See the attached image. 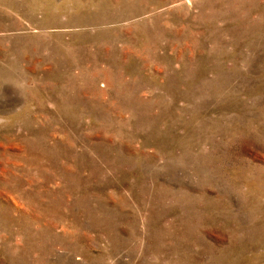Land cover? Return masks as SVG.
I'll return each instance as SVG.
<instances>
[{
	"label": "rangeland",
	"instance_id": "obj_1",
	"mask_svg": "<svg viewBox=\"0 0 264 264\" xmlns=\"http://www.w3.org/2000/svg\"><path fill=\"white\" fill-rule=\"evenodd\" d=\"M0 264H264V0H0Z\"/></svg>",
	"mask_w": 264,
	"mask_h": 264
},
{
	"label": "clouds",
	"instance_id": "obj_2",
	"mask_svg": "<svg viewBox=\"0 0 264 264\" xmlns=\"http://www.w3.org/2000/svg\"><path fill=\"white\" fill-rule=\"evenodd\" d=\"M5 86L12 89L13 95L27 102L30 97L35 96L38 81L13 59L7 64L5 70L0 72V99H6L3 91ZM3 122L4 117H0V123Z\"/></svg>",
	"mask_w": 264,
	"mask_h": 264
}]
</instances>
